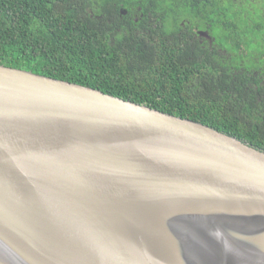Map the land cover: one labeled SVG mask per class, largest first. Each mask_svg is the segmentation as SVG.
<instances>
[{
    "label": "water",
    "instance_id": "water-1",
    "mask_svg": "<svg viewBox=\"0 0 264 264\" xmlns=\"http://www.w3.org/2000/svg\"><path fill=\"white\" fill-rule=\"evenodd\" d=\"M0 264H264V151L0 64Z\"/></svg>",
    "mask_w": 264,
    "mask_h": 264
},
{
    "label": "trees",
    "instance_id": "trees-1",
    "mask_svg": "<svg viewBox=\"0 0 264 264\" xmlns=\"http://www.w3.org/2000/svg\"><path fill=\"white\" fill-rule=\"evenodd\" d=\"M0 64L264 151V0H0Z\"/></svg>",
    "mask_w": 264,
    "mask_h": 264
},
{
    "label": "flooded vegetation",
    "instance_id": "flooded-vegetation-1",
    "mask_svg": "<svg viewBox=\"0 0 264 264\" xmlns=\"http://www.w3.org/2000/svg\"><path fill=\"white\" fill-rule=\"evenodd\" d=\"M202 41V40H201Z\"/></svg>",
    "mask_w": 264,
    "mask_h": 264
}]
</instances>
